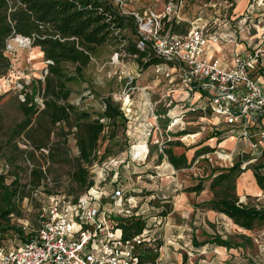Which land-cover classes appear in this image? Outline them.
<instances>
[{
    "label": "rangeland",
    "instance_id": "1",
    "mask_svg": "<svg viewBox=\"0 0 264 264\" xmlns=\"http://www.w3.org/2000/svg\"><path fill=\"white\" fill-rule=\"evenodd\" d=\"M117 1L126 13L136 16L140 30L152 27L154 31L163 33V19L166 18V22L175 19L181 23L178 33L188 34L193 27L205 26L209 39L217 35L222 43L228 42L223 40L226 34L236 35L238 43L243 37L249 38L247 34L234 32L229 26V15L240 0ZM249 22L251 32L255 34L257 30L253 25L259 23L254 20ZM168 32L173 33L170 29L164 33ZM262 34L263 39L264 32ZM6 56L11 67L0 77V175L6 185L19 176V186L22 189L26 187L25 195L16 200L22 216H12L11 225L25 227L29 232L38 227V209L49 204L46 187L54 193L68 195L72 165L61 162L55 155L59 149L65 148L69 157L75 158L78 149L73 134L68 135L66 144L63 143L59 127L52 130L48 141L50 150L37 151L24 134L12 137L13 129L23 121V114L18 108L20 102L24 100L25 93L40 90L38 81L44 83L48 66L40 49L33 48L21 37L8 41ZM135 60L122 50V46H102L86 68L84 80L71 85L73 92L69 103L96 115L105 108L103 100L112 97L128 118L125 131L120 128L117 139L110 145L112 157H120L121 163L111 167L96 164L91 171V175H96L97 182V188L92 193L93 200L118 215L122 208L116 207L109 195L118 187L122 188L125 197H133L137 201V207L132 211L147 220L152 246L161 245L169 254L182 256L184 264H264V223L257 224L253 231L248 232L234 225L223 214L215 216L207 205H203L213 196L209 186L214 170L232 167L231 163L242 160V157L248 156L245 160L251 158L250 146L246 141L239 140L238 135H226L228 137L223 142L227 144L223 146L219 140H207L213 129L221 128L213 126L216 121L209 114H201L197 110L202 101L198 94L188 91L179 69L162 64L142 71ZM37 100L41 105V96H37ZM32 126L41 129L36 118ZM180 133L184 134L179 136ZM237 143L239 147L235 149ZM169 144L177 154L179 148L187 150L188 163L185 167L176 169L167 156L160 160L159 156L170 148ZM107 146L108 140H105L100 155ZM204 147L213 151L198 155L197 151ZM230 154L231 160H222ZM221 155L224 158H220ZM260 163L259 159L248 168L254 170ZM34 168L42 169L47 175L44 185L35 190ZM145 169L148 172L143 175L148 177L138 178L139 174L134 171ZM260 173H264V169ZM173 177L175 181L171 182ZM201 180L205 185L202 193L179 199L187 188ZM143 182L152 184L143 188L140 186ZM244 201L264 207V191L259 198L251 196ZM126 205L124 210L129 209L128 203ZM166 211L169 213L163 217ZM215 236L230 239L233 248L216 250V246L196 244L205 243ZM4 238L6 240L1 242V246L6 251L16 248L20 241L18 236L16 239L12 235ZM169 241L171 245L167 244ZM238 245L241 247L237 248ZM160 255V251L152 253L153 257ZM171 262L177 263L173 259Z\"/></svg>",
    "mask_w": 264,
    "mask_h": 264
},
{
    "label": "trees",
    "instance_id": "2",
    "mask_svg": "<svg viewBox=\"0 0 264 264\" xmlns=\"http://www.w3.org/2000/svg\"><path fill=\"white\" fill-rule=\"evenodd\" d=\"M255 13L248 15L250 21H258L254 16ZM245 18L246 14L232 19L231 13L229 26L237 32L241 21ZM166 21L164 18L165 30L159 33L160 36L189 34L178 33L181 30L179 21L175 19ZM169 29L173 33H164ZM14 37L28 39L33 48L40 49L47 62L48 73L44 83L41 80L38 81L39 91L25 93V98L18 107L23 114V121L13 129L12 137L24 134L27 141L40 151L50 150L48 141L55 127H59L65 144L68 135H74L78 155L70 158L69 151L65 148L59 149L55 155L61 162H69L72 165L68 195L54 193L47 187L45 192L48 198L64 196L71 204H77L79 199L95 186L96 175H91L95 165L103 166L111 160L121 159L112 157L110 145L117 139L120 128L125 131L128 118L112 97L103 100L105 108L96 115L69 103L73 92L71 85L84 80L85 70L97 56L98 49L108 44L122 46L126 54L136 58L135 61L142 71L162 64L170 65L172 68L176 65L157 52L152 41L141 35L136 16L126 13L117 0H0V77L4 76L11 67L6 51L8 41ZM263 75L262 71H258L255 76ZM197 90V87H192V92ZM37 96H41V105L38 103ZM200 101L202 104H199ZM200 101L196 107L197 110L213 118L210 108L205 107L202 98ZM35 118L37 126H41V129L32 126ZM215 127L221 129H213L207 140L216 139L220 144L228 137L226 135H234V129L230 125L220 123ZM73 129L75 131H72ZM183 134L180 133L179 136ZM105 140H108V146L100 155V149ZM169 145L170 148L159 156L160 160L167 156L176 169L185 167L188 163L187 150L177 154L173 151L172 144ZM212 151L209 147H204L197 151V154L205 155ZM246 157H242V160L235 162L232 167L214 170L209 186L213 196L203 202V205H207L211 211L225 215L234 225L250 232L257 224L264 223V207H259V204L241 202L237 194V179L249 169V165L245 169L242 167L251 159L245 160ZM259 159L261 163L253 171L259 188L264 191V173H260V170L264 169V147ZM32 176L33 190L44 185L47 179L42 169L34 168ZM0 180V248H4L1 242L6 240L4 238L6 235H12L15 239L18 236L19 243L29 242L33 238V233L28 234L23 227L11 225L12 216H22L16 200L25 195L26 187L22 189V186H19V176H16L9 185L4 183L2 175ZM204 190V181L201 180L184 192L200 194ZM41 210L38 209V215ZM168 213L166 211L162 216L166 217ZM115 223L116 227L122 230L124 239L140 235L149 227L147 220L134 211L127 216H116ZM151 244H146L142 248L141 256L144 260L159 258V256L153 257L152 253H159L163 246L154 247ZM196 244L197 246L216 244L227 249L233 248L230 239L218 236L205 243Z\"/></svg>",
    "mask_w": 264,
    "mask_h": 264
},
{
    "label": "built area",
    "instance_id": "3",
    "mask_svg": "<svg viewBox=\"0 0 264 264\" xmlns=\"http://www.w3.org/2000/svg\"><path fill=\"white\" fill-rule=\"evenodd\" d=\"M253 13L254 8L250 7L238 34L259 41L264 30L254 24L257 31L252 34L248 25V15ZM140 33L153 42L157 52L176 65L174 69H179L189 92L194 86L198 88L192 93L198 94L205 107L210 108L216 121L213 125H230L233 134L247 142L252 157L242 165L243 169L257 162L264 147V84L255 75L258 71L264 73V49L258 46L249 53L236 49L231 62L224 65L205 57L209 42L221 40L217 35L209 39L205 27H193L187 36L162 37L152 27L141 28ZM225 38L234 44L238 40L234 34ZM121 161L111 160L103 166H116ZM96 183L77 204H71L64 196H50L48 206L39 212L37 229L27 232L23 227L26 233H33V238L20 242L12 250L0 248V264H170L160 257L142 258L143 246L153 242L148 230L124 239L122 230L116 227L115 217L130 215L132 208L137 207L136 199L125 197L124 190L118 187L109 195L113 204L122 208L114 215L93 200ZM126 203L129 209L124 210Z\"/></svg>",
    "mask_w": 264,
    "mask_h": 264
},
{
    "label": "crops",
    "instance_id": "4",
    "mask_svg": "<svg viewBox=\"0 0 264 264\" xmlns=\"http://www.w3.org/2000/svg\"><path fill=\"white\" fill-rule=\"evenodd\" d=\"M253 3H251V0H240L239 3L236 5V8L233 10L232 19H235L236 17H240L242 15H245L246 12L249 10V8L253 7L254 12H256L254 16L257 17V20L259 23L258 25L260 27H262L264 30V0H253ZM251 4H253V5H251ZM198 27L204 28L205 26L204 27L198 26ZM227 31H228V28H227ZM223 40L228 41L227 39H223ZM220 43H222V42H220V40L218 42L211 40L209 42L207 48L205 49V57L209 60H218L224 65L231 62V60L233 58V53L235 52L236 49L238 51L240 50L243 53L252 52L260 45H261L260 47L264 49V37H263V39H261V41L260 40L258 41L255 38L243 37V38H241L240 43H238V42L236 44L229 43V42L222 43V44H220ZM259 78H261L260 80L264 84V75L259 76ZM225 143L226 142L221 143V146H223ZM238 147H239V145L237 143L234 146V148L236 149ZM183 152H185V149L179 148L178 154H182ZM232 153H233V150H232ZM134 172L136 174H139L138 178L148 177V175H143V174L148 172L147 169H145L143 171L137 170ZM168 172H170V171H168ZM152 177L153 176H151V178ZM174 181H175V178L173 177V181H171V182H174ZM151 184L152 183H144L143 182L142 185H140V186L143 188H146V187H149ZM173 186H175V185L173 184ZM150 190H152V189H150ZM262 193H263V191L259 188L257 181L255 179V176H254V171L252 169L246 170L237 179V194L240 197V200L242 202H245L244 200L246 199V197H251V196L255 197L256 196L259 198L262 195ZM205 194L207 195V193H205ZM182 195L183 196L181 198H179L180 200H182L183 198H186L187 196H189V197L190 196H196V193H188L187 194L184 192ZM205 200L206 199H204L203 201H205ZM213 213L215 214V216H219L218 213H216L214 211H213ZM222 216H224V215H222ZM217 218H220V217H217ZM225 238H226V236H225ZM171 243L172 242L169 241L167 244L171 245ZM207 245H211L212 247L216 246L217 247L216 250H218L220 248L228 250L227 248L217 246L216 244L215 245L214 244H207ZM207 245H205V247H207ZM172 246H173V244H172ZM239 249H241V248H239ZM160 252H161V255L159 257L164 259L166 262H168L170 264H184L182 256L179 257L178 255L176 256L174 254H172V255L169 254V252H167V249H165L164 246L161 248ZM163 255H164V257H163ZM172 259L175 260V262H177V263L171 262Z\"/></svg>",
    "mask_w": 264,
    "mask_h": 264
},
{
    "label": "bare ground",
    "instance_id": "5",
    "mask_svg": "<svg viewBox=\"0 0 264 264\" xmlns=\"http://www.w3.org/2000/svg\"><path fill=\"white\" fill-rule=\"evenodd\" d=\"M229 157H231V155L225 156V158L223 155L220 156V158H224V159H228Z\"/></svg>",
    "mask_w": 264,
    "mask_h": 264
}]
</instances>
